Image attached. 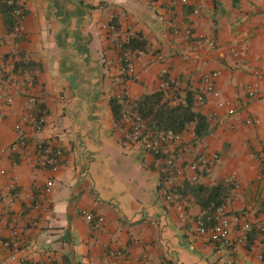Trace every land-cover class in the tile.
<instances>
[{"label":"crops","instance_id":"obj_1","mask_svg":"<svg viewBox=\"0 0 264 264\" xmlns=\"http://www.w3.org/2000/svg\"><path fill=\"white\" fill-rule=\"evenodd\" d=\"M197 1L201 15L194 19L195 31L213 40V48L205 41L188 44L170 33L163 36L168 31L159 15L163 10L148 0L20 1L26 14L25 31L17 37L20 67L6 86L14 100L0 104V189L8 178L1 170L16 177L13 208L25 238L38 247L35 259L25 264H264L258 257L264 254V233L253 231L236 249L207 241L196 233L195 220L203 209L199 195L188 193L172 202L160 192L190 182L185 164L192 156L217 152L221 164L202 171L198 182L232 181L235 186L220 195L226 196V211L264 222V0ZM111 17L122 33H139L147 42L135 61L137 74L125 79L133 102L159 89L164 65L181 80V96L195 91L203 73L222 71L218 91L233 101L236 112L210 123L212 132L205 137L187 135L180 147L171 148L174 175L114 127L115 49L101 28ZM13 36L0 16V41ZM189 51L199 55L198 63L183 59ZM256 81L259 94L250 98L244 85ZM29 96L56 121L55 128L37 134L64 149L55 169L34 166L32 148L22 157L2 151L17 139L14 124L32 107ZM215 108L214 99L197 107L204 115ZM247 118H258L260 124L247 125ZM48 179L54 182L51 211L41 216L30 206L43 196ZM84 211L103 216L104 223L87 222ZM35 220L39 223L33 227ZM11 230L10 223L0 222V242H14ZM10 251L0 246V264H22L9 259ZM118 251L121 256L111 255Z\"/></svg>","mask_w":264,"mask_h":264},{"label":"built area","instance_id":"obj_2","mask_svg":"<svg viewBox=\"0 0 264 264\" xmlns=\"http://www.w3.org/2000/svg\"><path fill=\"white\" fill-rule=\"evenodd\" d=\"M148 1L158 11L163 10L159 15L166 24V30L168 29L163 36L170 33L188 44L205 41L209 47H215L213 40H209L204 34L195 31L196 21L194 19L201 15V8L197 0ZM178 9H181L182 13L179 14ZM13 14L16 18V24L12 32L14 38L9 37L3 42L0 41V104H11L14 100L13 96L6 91V86L7 82L10 81V76L18 72L16 52L19 43L17 37L25 31L24 20L26 14L23 7L21 5L16 7ZM101 28L111 39L115 49L116 71L111 75L114 84L112 98H117L122 107L119 118L115 120L114 127L123 140L154 155L156 165L162 167L166 173L174 175L177 172V165L173 157L169 155L171 148L180 147L185 142L187 135L197 138L196 133L194 130L189 129L175 132L173 130L157 131L149 128L146 120L134 108L133 101L130 99L125 86L126 77L137 74L135 61L144 53L143 50H132L123 47L137 33L133 31L122 33L114 17L102 23ZM4 46H7V49ZM234 55L238 56L239 52H234ZM182 57L192 63L200 61V57L195 51L185 52ZM156 58L164 64L167 63L166 56L162 53H157ZM221 74V70L203 73L199 85L195 89L194 102L198 108H204L212 99L216 101V108L205 114L209 123L219 121L226 115H233L236 112L233 101L221 98L218 91L216 82ZM257 75L261 79L262 75L260 73ZM158 78L159 89L163 90L169 97H174L181 89V80L171 74L167 65L160 69ZM244 87L250 98H255L259 94L260 85L257 81L246 84ZM28 100L33 104L32 107L14 124V130L18 133L17 139L10 145L2 147V151H11L14 155L22 157L32 148L35 152L32 159L34 166L50 170L55 169L60 164L64 149L60 145H52L50 142L38 139L37 134L47 128H55L56 121L49 111L42 110L37 106L38 100L34 96H29ZM180 101L183 104L186 102L184 99ZM222 110L226 114L222 113ZM246 124L258 125L260 119L247 118ZM221 162L222 158L217 152H203L188 159L185 169L190 173V181L197 182L202 171H210L219 166ZM1 173L8 176V178L5 185L0 189V222L7 221L12 225L11 232L14 242L12 243L11 240L2 241L0 246L11 249L9 259L22 264L29 263L37 256L38 247L34 242L25 238L22 233L24 225L21 217L13 208L17 198L15 192L16 177L9 176L6 170H1ZM261 176L264 184V173ZM53 187V180L48 179L43 188V196L30 206L32 212L41 216L49 214L51 207L48 197L51 195ZM160 192L167 201L177 202L182 198L178 191L171 190L166 186L162 187ZM83 216L87 222H94L96 226L102 225L105 221L103 216H96L89 211H84ZM38 223L39 220H35L31 222V225L36 227ZM195 227L197 235L201 238L220 245L230 246L233 249L245 244L247 236L253 231L264 233V222L252 223L240 214L229 213L224 205L215 203H211L208 207L202 209L201 214L195 220ZM111 255L121 256L122 253L120 251L111 252ZM258 257L264 261L263 253H260ZM130 264H138V261L132 260Z\"/></svg>","mask_w":264,"mask_h":264},{"label":"trees","instance_id":"obj_3","mask_svg":"<svg viewBox=\"0 0 264 264\" xmlns=\"http://www.w3.org/2000/svg\"><path fill=\"white\" fill-rule=\"evenodd\" d=\"M21 0H0V16L9 33L13 32L16 24V18L13 11L20 5ZM125 48L132 50H146L147 42L141 34H136L133 38L124 44ZM17 63V70L19 69ZM195 91H188L181 96V89L174 97H169L163 90L158 89L155 92L146 94L140 99L133 102L134 108L146 120L150 129L157 131L173 130L182 132L193 124L197 138H203L212 132V127L207 121L206 116L197 109L194 102ZM184 99L183 104L180 100ZM111 105L114 117L117 120L121 112V103L117 98H111ZM168 174V173H167ZM235 186L231 181L226 184L223 181L211 186H204L197 182H187L179 186L178 191L181 196L188 193L199 195V202L203 208L208 207L211 203L224 205L226 196H220L225 193V189Z\"/></svg>","mask_w":264,"mask_h":264}]
</instances>
